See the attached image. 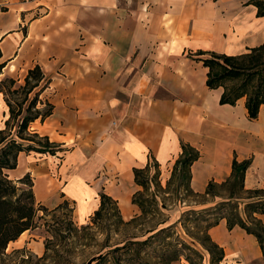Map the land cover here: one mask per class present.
<instances>
[{"label":"crops","instance_id":"1","mask_svg":"<svg viewBox=\"0 0 264 264\" xmlns=\"http://www.w3.org/2000/svg\"><path fill=\"white\" fill-rule=\"evenodd\" d=\"M252 1L0 0V81L20 83L40 68L48 80L41 95L53 109L30 130L63 150L19 153L8 178L28 174L34 199L71 204L77 224L98 208L99 194L123 220L136 215L132 169L152 160L167 181L181 145L198 153L189 167L193 192L224 182L233 159L248 161L245 190L264 189V106L248 119L244 98L219 104L221 89L205 86L200 62L264 43V15ZM3 114L0 93V121ZM252 216L264 227V213ZM207 233L221 264H264L243 229L222 219Z\"/></svg>","mask_w":264,"mask_h":264},{"label":"trees","instance_id":"2","mask_svg":"<svg viewBox=\"0 0 264 264\" xmlns=\"http://www.w3.org/2000/svg\"><path fill=\"white\" fill-rule=\"evenodd\" d=\"M252 4L258 16L264 15V1L254 0ZM263 54L264 43L238 56L211 53L200 59L202 66L207 69L205 86L208 89H221L219 104L233 105L238 99L244 98L248 119H254L260 106H264V66L258 64ZM3 66L0 63V71ZM47 84L48 80L37 65L26 71L20 83L13 78L0 81V93L5 107V119L0 127V256L9 242L34 228L37 210L46 211L45 208L33 207L29 175L24 174L17 180H11L6 171L16 167L19 153L54 155L55 152L63 151L58 145L49 142L46 136L30 130L31 123L36 120L42 122L52 113L53 106L41 95ZM197 157L198 153L194 149L181 145V153L174 161L163 188L157 180L159 171L155 162L151 160L143 168H133V182L139 190L132 194L130 203L138 213L128 220L121 218L114 201L99 194L98 208L88 217L86 224L78 229L84 232L80 240L85 244L73 242L78 246H92L99 250L82 264H178L181 260L188 264H202V256L193 244L207 253L209 264H221V249L211 242L207 232L222 219L228 228L237 226L251 234L264 254V227L252 216L264 213V189L243 188L248 161L238 163L233 159L230 174L224 182H209L202 193H195L189 188V167ZM150 167L154 169L152 174ZM176 177L180 179L179 186L169 191ZM150 185L156 189V193H147ZM157 193L158 196L170 195L172 204L166 205ZM240 194L253 199L245 204L247 210L244 209V214L246 218H251L250 223L254 228L247 226L239 217L235 204H229L231 200L238 199ZM215 199H225L227 202H219L201 210L189 208L180 213L174 223H168L166 213L175 204L189 202L191 206H197L210 204ZM225 206L233 214H219L218 211ZM61 207L58 204L53 211ZM205 215L213 217L202 220L204 224L200 226V216ZM176 226L180 227L190 242L177 233ZM73 230L77 231L75 228ZM97 235L103 237L101 242L97 241ZM43 249L45 253L47 246L44 245ZM61 257L59 255L60 260Z\"/></svg>","mask_w":264,"mask_h":264},{"label":"rangeland","instance_id":"3","mask_svg":"<svg viewBox=\"0 0 264 264\" xmlns=\"http://www.w3.org/2000/svg\"><path fill=\"white\" fill-rule=\"evenodd\" d=\"M258 64L260 65V67L264 66V54L262 55V58ZM1 126L2 120L0 121V127ZM153 172L154 169L150 167V174H152ZM157 180L161 188H163L165 186L166 180L162 181L160 173ZM179 181L180 179L176 177L172 185L169 187V191L172 190V188L178 187ZM155 190L156 189L152 185H150L147 193L155 192ZM158 197L163 199L166 205L172 204L170 203V195L159 194ZM245 197L246 195L240 194L238 199L231 200V202H229V204H235L237 213L241 211H243L244 213V209L247 210L245 204L253 201V199H247ZM157 201H159L158 198ZM219 202L226 204L227 201L225 199H215L212 204L206 203L197 206H191L192 204L189 202L175 204V207L171 208V210L166 213L168 215V223H174L178 219L180 213L188 210L189 208L194 210H201L204 208H211ZM60 205L62 206L61 209L53 211L55 207H48L46 205H43L40 202H37L33 196L34 209L45 208L46 211L42 212L40 210H37L36 218L34 220V228L23 232L21 236L18 237L19 239L17 238L15 240L16 243L7 244L5 250L3 251V254L0 256V264H82L92 254L98 252L99 250L96 247H85L73 244V242L75 241L76 244L84 243L80 240L81 237L84 236V232L78 231V229L81 225L86 224L88 218L84 223L77 224L73 218L72 205L66 202L60 203ZM218 212L219 214L225 215L233 214L232 212H229L228 206H225V208L220 209ZM212 217V215L200 216V226L204 224L202 220H209ZM243 221L246 222L247 226L254 228L252 223H250L251 218L249 216H247V218L245 217ZM73 228L77 229V231H74ZM176 231L183 239H185L187 242H190L184 236L179 226H176ZM102 238L103 237L97 235L98 242H101ZM44 245L47 246L45 253L43 249ZM194 245L197 251L200 252L201 256L202 254L206 253L204 250L199 248L198 245L193 244V246ZM103 251L104 250H102L101 252ZM58 254L62 256L61 260Z\"/></svg>","mask_w":264,"mask_h":264}]
</instances>
